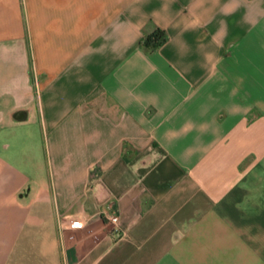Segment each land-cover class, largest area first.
I'll use <instances>...</instances> for the list:
<instances>
[{"label":"crops","instance_id":"crops-1","mask_svg":"<svg viewBox=\"0 0 264 264\" xmlns=\"http://www.w3.org/2000/svg\"><path fill=\"white\" fill-rule=\"evenodd\" d=\"M15 173L0 264H264V0H0Z\"/></svg>","mask_w":264,"mask_h":264},{"label":"trees","instance_id":"trees-1","mask_svg":"<svg viewBox=\"0 0 264 264\" xmlns=\"http://www.w3.org/2000/svg\"><path fill=\"white\" fill-rule=\"evenodd\" d=\"M167 38L166 32L161 28H156L147 34L142 40V45L148 49H155L160 46Z\"/></svg>","mask_w":264,"mask_h":264},{"label":"built area","instance_id":"built-area-1","mask_svg":"<svg viewBox=\"0 0 264 264\" xmlns=\"http://www.w3.org/2000/svg\"><path fill=\"white\" fill-rule=\"evenodd\" d=\"M105 217L111 221L113 224H116L119 220V217L118 215L116 214H105ZM64 221H67V220H61V225H65V223H63ZM82 222L81 221H72L71 224L73 225H80Z\"/></svg>","mask_w":264,"mask_h":264},{"label":"rangeland","instance_id":"rangeland-1","mask_svg":"<svg viewBox=\"0 0 264 264\" xmlns=\"http://www.w3.org/2000/svg\"><path fill=\"white\" fill-rule=\"evenodd\" d=\"M22 175H23L22 173H18V174L15 173V176L11 178L12 180L3 179L0 183H18L23 178V176H25V175L23 176ZM4 187H5L4 184H0V188H4Z\"/></svg>","mask_w":264,"mask_h":264}]
</instances>
